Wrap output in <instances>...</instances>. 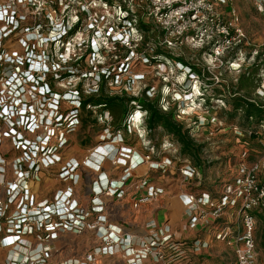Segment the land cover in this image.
Masks as SVG:
<instances>
[{"label": "rangeland", "instance_id": "374dc122", "mask_svg": "<svg viewBox=\"0 0 264 264\" xmlns=\"http://www.w3.org/2000/svg\"><path fill=\"white\" fill-rule=\"evenodd\" d=\"M5 1L0 0L1 3ZM166 1L13 0L14 26L10 27L7 20L0 21V64L4 66L0 67V113L6 108L3 115L10 121L0 119V170L3 173L0 175V212L5 214L2 220L6 225H9V219L24 211L34 217L40 209L61 201L66 215L71 213L75 218L83 211L88 213V221L92 217L94 220L97 216L91 214L92 208L102 205L104 210L105 203L114 193L105 190L94 200L93 182L100 178V174L97 177L90 171L88 164L93 160L88 164L84 162L96 150L110 145L116 155L113 176H118L115 172H123L125 177L132 173L130 182L126 180L122 185L123 195L120 197L128 191L124 200L134 208H128L127 212L122 206L124 200L111 205L103 211L107 212L106 227H110L113 220L134 222L138 217L134 214L137 207V215L142 211L146 222L145 217L148 218L159 206L156 203L162 204L163 213L161 220L159 218L161 223L155 221L158 237L154 242H150L151 239L147 244L142 242V238L151 235L142 220V228L131 234L124 229L117 230L122 238L128 234L135 237V241H128L121 252L97 257L88 264L233 263L234 248L219 239L218 233L225 224L237 220L236 213L226 210L219 220L209 214L204 218L207 224L201 223L198 231L191 235L188 232L190 216L173 221L169 202L180 191L199 195L207 191L218 198L227 183L250 165L264 161V122L259 127L260 136L253 137L251 131L257 122L246 119L244 108H235V97L239 95L264 105V95L261 94L264 91V16L257 11L256 0L218 3L219 10L235 19L244 36L238 47L228 50L223 64L209 69L205 48L187 44L176 49L161 47L163 29L158 19L160 7ZM124 5L130 9L126 12L127 19L132 20L126 24L120 18ZM139 21L145 24L143 32L134 24ZM38 24L42 27L35 29ZM63 28L76 30L71 36L65 34L57 38ZM120 33L124 37L115 45ZM142 41L146 42L142 44ZM156 47L196 65L202 76H196L178 60L157 56ZM116 48L117 55L112 57ZM47 54L52 55L55 71H58L53 77L46 75L47 80L52 77L49 86L41 83L45 81L38 79L37 82L41 67L34 69L45 62ZM80 54L85 56L80 59ZM150 55H155V59ZM6 61L10 65L5 64ZM3 71L5 74L10 71V75L21 80L13 91V77L3 76ZM29 74L33 79L26 80ZM99 74L103 77L98 83L96 77ZM31 88L42 93L32 99ZM96 88L98 92L95 94L128 98L142 97L145 91L144 96L163 112L173 113V118L190 130L191 137L202 148L197 156L184 155L179 142L164 128L149 132L146 125L143 127L145 112L138 105L130 108L126 122L124 111L118 113L79 102L76 91L86 98ZM21 92L29 95L21 96ZM67 93L73 96H65ZM30 99L33 107L29 113L33 114L35 126L28 129L30 121L22 122L21 117L26 116L30 108L24 101ZM19 106L25 109L21 111ZM74 116L79 121L78 127L74 132H68L70 126L67 125ZM60 123L63 125L57 126ZM20 139L35 145L22 150L18 145ZM47 145L54 148L60 161L54 168L40 164L35 171ZM41 146L45 148L42 150ZM30 147H36L39 153L31 154ZM133 158L141 163H134V166ZM158 163L163 167L155 168ZM142 164L145 168L136 171ZM69 165V169L76 168L67 177H60L61 169ZM185 165H195L196 173L188 179L181 173ZM30 167L31 176L26 178L24 170ZM113 178L118 181L117 177ZM143 179H148L149 184L141 187ZM107 180L106 177L104 185ZM149 185L162 189V193L149 197ZM39 233L44 236L41 229ZM2 238L0 246L8 251L5 255L2 253L0 264L16 263L26 256L31 258L40 243L37 235L21 236L11 244L2 243ZM256 238L260 259L264 260V213L257 216ZM197 240L201 242L197 243ZM51 242L56 245V252L49 264H58L69 258L82 261L87 252L104 244L97 228H86L82 233L60 232Z\"/></svg>", "mask_w": 264, "mask_h": 264}, {"label": "built area", "instance_id": "2783aa9c", "mask_svg": "<svg viewBox=\"0 0 264 264\" xmlns=\"http://www.w3.org/2000/svg\"><path fill=\"white\" fill-rule=\"evenodd\" d=\"M224 2L225 0H167L166 3L160 7L161 14H159L158 19L159 26L163 29V36L160 42L161 45L167 49H176L184 44L194 48H206L209 46L211 49L207 51L208 68H214V66H220L223 64L224 56L228 50L238 47L242 43L244 36L241 29L236 26L235 19L230 16L227 17V15L221 12L217 7L218 3L222 4ZM13 9V0H6L2 3L0 2V21L7 20L10 27L14 26ZM256 9L264 16V0H256ZM123 12L124 13L120 16L121 20L126 13L125 10ZM36 26L35 29L42 27L40 24ZM69 29L70 28H63L57 38H61L65 34L69 35V33H67ZM122 37H124L123 33H120V35L116 37L117 42L115 45ZM83 56L84 54L80 59H82ZM210 60L212 62H210ZM8 63L10 65L9 61H6L5 64ZM232 64H234V61ZM0 67L3 68L4 66H1L0 64ZM40 67L42 72L37 75V82L39 79L45 81L43 82V85L49 86L50 84H48V81H51L54 73H56V75L58 73V71H55L52 55L47 54L45 56V62L39 63L34 69ZM29 68L30 70L33 69V64L31 62ZM3 72V76L9 78L13 77V88H11V91L15 89V86L17 87V85L21 84L19 77L10 75V71H7V74H5L6 71ZM47 74L52 76L51 78H48V80L46 79ZM25 78L26 80L29 78L33 79V76L29 74ZM17 81H20V83L16 84ZM8 82L10 83L11 80L9 79ZM96 85L98 88L99 84L96 83ZM97 88L92 89V91L98 92ZM30 91L29 94L32 99H36V95L42 93L36 91L34 88H31ZM50 91L52 90L50 89ZM50 91L48 93H50ZM76 92L78 94V91ZM21 94L22 92L20 95ZM29 94L23 93L21 96ZM261 94L264 95V91H262ZM32 99H30V101H24L26 105L30 106V108L27 110L28 112L26 116L21 117L22 122L28 123V121H30L28 129L35 126V122H33V114L29 113V110L33 107V104H30L32 103ZM19 108H21V111L25 109L23 106H19ZM5 109L6 108H2L0 119L2 118L10 123L9 119L5 117V114L3 115ZM75 117L77 116H74L67 125L70 126L69 130H67L68 132H74L78 127L79 121ZM62 125L63 123L57 124V126L60 127ZM65 142L66 141H63L62 143L65 144ZM18 145H21L22 150H24L30 145L34 146L35 143H28V141H21L20 139ZM45 147L46 149L40 156L41 160H39L38 168H36L35 171L40 168V164L46 168H54L60 161L59 157L56 156L53 147H48V145ZM45 147L41 146L42 150ZM29 151L31 154L39 153L36 147H30ZM99 151L100 149L96 150L91 154L88 161H85L84 163L88 164L92 161V157ZM24 152L26 154V151ZM69 167L70 165L61 169L60 173L58 172L60 177H67V175L76 168V166H73L71 169H69ZM160 167L162 168L163 165L158 163L155 168ZM30 169L31 167L24 170L26 178L31 176ZM1 171L2 170H0V175L2 176L3 173ZM181 173L185 179H188L194 176V173L196 172L195 168H192L190 165H185L181 169ZM102 174L103 173L99 175V179H96L93 182V192L95 194L94 200H96V197L101 195L105 190L112 191V193H114L113 195L117 193L119 194L118 196L123 195L122 185L126 183V180L122 179L121 181L115 182L113 180L109 181L108 179L106 185H104L105 178L102 180ZM112 184L115 186L114 188L112 187ZM148 184V179H143L141 187ZM162 191V189L156 188L153 185L148 186L149 197H156L162 193ZM183 194L186 201V210L190 216L189 226L191 228H194L199 222L200 224H207L208 221L204 220V218L209 214H212L211 218L214 220H219L223 217L226 210L236 213L237 220L233 221L232 224H225L221 231H219L218 238L226 241L228 245L234 248L235 260L232 264H257V216L264 213V161L250 165V167L244 170L241 175L227 183L218 198L214 197L212 193L207 191L201 193V195L194 192H186ZM66 202H68V200ZM95 206L96 207L92 208L93 211L91 214L94 216V214L97 213V217L94 220L89 219V221L86 219L88 213L85 214L83 211L75 218H73L74 214L70 213L66 215L65 206L60 208L59 203L40 209L37 216L34 217H31L30 214L24 211L22 214L16 216V218L13 217L9 219V225H6L2 220L5 216L4 212H0V234H2L3 237L1 239L2 243L11 244L16 242L21 236L26 235H37V238L40 239L37 252L34 253L31 258L26 256L24 259L17 260L16 263L11 264H49L54 252H56V245L51 242L52 238L57 233L65 231L82 233L86 228H97L104 244L96 246L90 252H87L85 259L82 261L77 258H69L67 260L59 261L58 264H88L89 262L95 261L97 257L112 254V252H121L123 249L122 247L127 245L128 241L133 242L136 240L135 237L128 234H126L125 238H122L117 231L119 229H114L112 226L107 228L105 224L107 216L103 214V206ZM222 221L223 219L221 222ZM146 227L151 235L147 238H142V242L147 244V240L151 239L150 242H154L155 238L158 237V229L154 221L147 222ZM40 229L44 233L43 237L40 236ZM196 242L199 243L201 241L197 240ZM10 260L13 262V256Z\"/></svg>", "mask_w": 264, "mask_h": 264}, {"label": "trees", "instance_id": "16d2710c", "mask_svg": "<svg viewBox=\"0 0 264 264\" xmlns=\"http://www.w3.org/2000/svg\"><path fill=\"white\" fill-rule=\"evenodd\" d=\"M124 10L125 12H129L130 9H127V7L124 5ZM126 22H132V20L127 19V15L122 17V23L126 24ZM135 26L140 29V32H143L145 29V24L142 23V21H139L138 23H134ZM77 28V27H76ZM75 28H71L67 31L70 35L75 32ZM146 41H142L141 43L144 44ZM161 45V44H160ZM116 47V46H115ZM161 47H163L161 45ZM156 47V52L157 56H162L165 58V60L171 59V60H178V63L181 65H186L194 72V74L198 77L202 76V71L196 67V65L187 63L183 58H179L175 55H172L169 53V51L164 50L166 49L163 47ZM207 51L210 50L211 48L208 46L205 48ZM115 51L112 52V57L117 55V48L114 49ZM143 51V50H142ZM87 53V52H86ZM145 55V53H144ZM85 56V54H84ZM146 56V55H145ZM152 59H155V55H150ZM100 76V74H99ZM96 77V80L99 79L98 83L101 81V78L103 75ZM244 77V76H243ZM50 80V79H49ZM50 82V81H49ZM20 81H17L16 84H19ZM43 84V82H41ZM51 83V82H50ZM242 81H240L239 85H241ZM103 91V89H101ZM144 92L142 93L141 96H132V97H122L120 95H101V94H95L92 93L89 97L83 98L82 95H80V92L78 90V97H79V102L81 103H86L89 105V107H101L104 109H109L110 111L113 112H121L124 111L123 113H126L125 120L127 122V116L130 113V108L131 110L135 108L136 105H139L142 110L146 112V119H145V125L147 129H149V132H153L156 128H164L166 131H168L170 134H172L176 140L179 142L181 145V152L184 155H189V156H197V152H199V148H202L200 145L196 144L194 139L191 137L189 133V129L185 128L183 123L177 121L176 119L173 118V113L171 112H163L157 104H155L153 101L147 99L144 96ZM81 93H83L81 91ZM97 93V92H96ZM66 96H73V94H66ZM236 101V109L237 108H244L245 110V115L246 119L250 122L254 120V122H257V126L251 131L253 137H259L261 134V130H259L260 125L264 122V105L261 103H258L255 100L248 99L243 95H239L238 97H235ZM115 123V121H114ZM111 148H101L100 153H109ZM98 152V153H99ZM195 165L191 166L192 168Z\"/></svg>", "mask_w": 264, "mask_h": 264}, {"label": "crops", "instance_id": "0c3cea01", "mask_svg": "<svg viewBox=\"0 0 264 264\" xmlns=\"http://www.w3.org/2000/svg\"><path fill=\"white\" fill-rule=\"evenodd\" d=\"M109 147L111 148L109 153H96L95 156L92 157L93 161L88 164V167L90 168V171H92L93 173L97 174V177H98L99 174L103 173L102 174V177H103L102 180L104 178L108 177L107 179H109V181H112V180L114 181L115 179L113 177H117L118 181H121V179H125L128 182H130V180L132 178V173H130L128 175V177H125V176H123L124 175L123 172H121L120 174H119V172H115V175H118V176H113L112 172L114 170L112 169V166H116L115 161H114L116 155H114V152H112V151H114V150H112L113 149L112 146L109 145L107 148H109ZM114 149H115V147H114ZM139 154L141 155V153H139ZM132 156H134V155H132ZM132 163L135 166L134 163H141V161L140 160H136L135 158H133V162ZM133 165H132V167H133ZM139 168H145V164L140 165L135 170L137 171ZM140 170L144 171L146 169H140ZM116 186H118V185H116ZM112 187L114 188L115 186L113 185ZM127 192L128 191L125 192V196H126ZM118 195L119 194L117 193V194L111 196L110 201L105 203L104 210L109 208L111 205H114V204H117V203L120 204V201L124 200L125 196L120 197ZM124 201H125V203H122V206H124V208L126 207V211L127 212H129L128 208H132V209L134 208L129 203H127L126 199ZM185 202H186L185 201V196H184L183 192H181V191L177 192V196L174 195V197L171 198V201L169 202V206H170L169 207V212L171 213V217H172L173 221L174 220L175 221L176 220H180L181 218H185V217L188 218L189 213L186 210ZM155 205H159V206L155 209V212L151 211L152 212L151 215H148L149 216L148 218L145 217V220H147V222H149V221H154L155 222L156 221L158 223H161L159 221L162 218V213L163 212H162L161 208H163V207H162L161 203L159 204V202L156 203ZM59 207L60 208L63 207L62 201L59 202ZM106 211L103 212V214H105L107 216V214H106L107 212ZM137 212H138V207L135 209V213H134L138 217L135 219L134 222H132V221L128 222L127 220L126 221L125 220H121V221L120 220H113V221L109 220L111 222V226L114 229H119V228L120 229H124V231H126V232H128L130 234L132 232H135V230L138 229V228L141 229L142 225H143V224H141V222H142V220L144 221V218H143V215H142L143 212L141 211L139 213V215H137ZM173 214H176L175 217L173 216ZM94 216H97V213H95ZM159 218H160V220H159ZM92 219H93V217H92ZM147 222L144 221L145 224ZM186 227H187V225H186ZM200 227H201L200 222L194 228H191L189 226L188 230H190V231H188V232H191L190 234L192 235V234H194L195 231H198V229ZM188 232H186V233H188ZM0 237H2V234H0ZM7 251L8 250H7L6 247L0 246V262H1L2 253H3V255H5ZM12 256H13V254L10 255V257H12ZM257 264H264V260L260 259V253L259 252H258Z\"/></svg>", "mask_w": 264, "mask_h": 264}, {"label": "clouds", "instance_id": "9594fccd", "mask_svg": "<svg viewBox=\"0 0 264 264\" xmlns=\"http://www.w3.org/2000/svg\"><path fill=\"white\" fill-rule=\"evenodd\" d=\"M144 111V110H143ZM145 112V111H144ZM145 119H146V112L144 114V119H143V127L145 126Z\"/></svg>", "mask_w": 264, "mask_h": 264}]
</instances>
